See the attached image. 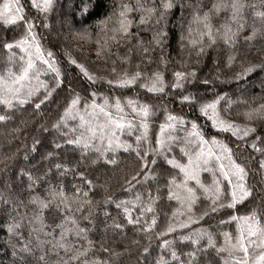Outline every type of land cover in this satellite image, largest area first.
Listing matches in <instances>:
<instances>
[{
  "label": "snow or ice",
  "instance_id": "6c2138e0",
  "mask_svg": "<svg viewBox=\"0 0 264 264\" xmlns=\"http://www.w3.org/2000/svg\"><path fill=\"white\" fill-rule=\"evenodd\" d=\"M98 4L99 0L95 3L92 0H80V15H90V7L95 8ZM56 5L57 0L0 2V24L20 26L23 30L19 38L0 45L7 51L8 65L0 73V125L15 121L17 113L23 114L30 110L33 118L40 115L42 106L51 102L54 93L64 84V74L56 54L43 47L37 32L38 26L49 27L48 16L56 10ZM29 8L35 9L38 17L30 15ZM174 9L179 10L180 52H187L188 60L195 56L199 63L208 50L214 49L222 41L227 49L225 67L230 68L241 55V38L249 48L257 39H264V0H259V3L255 0H213L207 8L200 0L195 3L191 0H118L107 15L95 23V55L97 60L105 62L111 76H98L90 72L85 64L68 54V62L79 69L92 90L87 97H81L69 85L71 99L51 126L57 132L61 129L67 131L62 133L63 145L53 141V149L59 150L69 145L74 151L79 150L80 159L76 165L93 153L95 159L91 163L102 160L105 167L118 166L117 154L121 150L134 155L138 170L125 180V192H133L137 185L156 181L154 169L162 167L161 160L171 169L178 170L163 185L167 198L175 200L178 207L172 211L166 227L155 232L161 252L154 264H200L201 256L209 250L216 252L220 264H264V207L257 206L246 214H230L227 220H219L217 226L226 223H235L236 226L234 236L228 231L220 233L223 243L219 246L214 234L209 231L213 225L202 226L203 221L214 218L221 209L235 210L238 205L256 199L253 195L255 189L248 186L249 171L246 165L238 162L232 147L220 138V134L230 133L241 141L251 139L249 147L254 153H259L257 167L264 174V130L250 124L241 125L230 119L228 110L233 101L226 93H215L209 89L212 93L209 97L183 91L186 84L198 78L195 69L173 71L171 84L166 83L159 67L151 69L153 64L166 66L169 62L170 57L166 55L168 18ZM221 12L227 15L221 23L214 24V17H218ZM133 27L136 28L135 32L132 31ZM141 31L150 33V38L141 36ZM75 35L84 40L92 38V33L86 28ZM121 46L126 49L123 54L119 52ZM17 49L18 53L15 51ZM133 55L139 58L135 70L129 72L123 69L118 72L117 61L129 65ZM109 61L110 68L107 66ZM213 63L217 61L213 60ZM180 64L187 67L183 58ZM257 68L264 71V60L260 64L249 63L234 78L242 79ZM216 78L219 79V76ZM98 82L106 84L111 94L96 88ZM201 82L204 85L210 83L207 79ZM137 86L151 94H164L167 88L181 90L178 96L180 102H187L191 109L199 112V116L188 120L165 108V120L159 124L153 139L151 118L155 115V107L142 101L135 91L133 96L116 95L117 89L134 90ZM260 86L264 92V80ZM222 101L225 102L223 108ZM243 115L248 120H264V103L249 108ZM201 118L205 124L198 123ZM70 121L74 122L71 126ZM27 124V120L21 119L10 129V134L18 138L22 132L21 126L27 127ZM208 126L215 133L208 132ZM41 127L43 131H48L47 127ZM125 135L134 139L125 140ZM39 143V140H34L31 150L36 151ZM54 150L47 153V158L56 159ZM177 151L180 158L175 154ZM76 165L53 164L61 175L71 172L80 179L81 183L73 184L70 192H66L63 185L50 186L47 196L41 197L31 191L40 177H33L24 169H20L17 175L28 179L30 194L27 203L23 199H13L11 194L5 197L0 191V204L9 206L5 231L8 235L6 244L11 246L12 264H118L120 253L106 246L103 238L99 242L89 238V233L97 227L96 210L101 209L102 204L104 220L100 223L105 233L111 230L114 234H123L128 226H132L135 232L152 239L151 234L157 225L155 204L160 197L153 195L151 188L147 189L145 198H142V193L135 192L130 198L117 199L115 195H105L102 201H93L89 193L104 185L95 184ZM202 172L212 174L210 184L202 181ZM5 187L10 188L11 185L6 184ZM160 191L158 184L155 192ZM260 192H264V188ZM202 202L207 203L200 208ZM52 203L58 210L60 222L46 225L43 211ZM260 203L264 205V196H261ZM29 205L33 206L31 212ZM112 205L119 211L124 223L111 216L108 207ZM134 209H138L136 215H133ZM82 222L84 226H81ZM26 225L29 228L27 237L22 231ZM202 241L206 243L202 244ZM177 242H188L190 250L178 251ZM143 254L151 255L149 246L142 248Z\"/></svg>",
  "mask_w": 264,
  "mask_h": 264
},
{
  "label": "trees",
  "instance_id": "16d2710c",
  "mask_svg": "<svg viewBox=\"0 0 264 264\" xmlns=\"http://www.w3.org/2000/svg\"><path fill=\"white\" fill-rule=\"evenodd\" d=\"M2 2V0H0ZM93 3L96 0H92ZM118 0H99V4L95 8L90 7V15H80V0H57L56 10L48 16L47 23L48 28L42 26L37 27V32L41 38V43L45 49L52 50L59 61L61 70L64 74V84L60 89L54 93L51 102H46L42 106V112L40 115L33 116L31 111L24 112L23 114L17 113L15 121L9 122L6 125H0V191L7 197L11 194L13 199H23L25 203L28 201L29 189L28 179L26 176H18L20 169H24L26 172H30L33 177H40V180L35 184L32 192L39 194L41 197L47 196V190L50 186L63 185L66 192L72 190L73 184L81 183L78 177L69 172L67 175H61L53 167L56 162L67 163L69 166L76 165V162L80 159L79 150H73L72 146L64 145L59 150L53 149V141L61 143L63 145L62 133L67 129H61L59 132L52 129V124L55 123L59 116L63 113L64 107H66L67 101L71 99V94L68 91L69 85L78 92L81 97H87L88 92L92 89L89 88V82L83 77L79 69L68 62V54L72 58L76 59L79 63L85 64L90 72L96 73L98 76L109 77L111 73L106 70L105 62L103 60H97L95 55V33L97 31L95 23L101 17L107 15L111 6L117 3ZM158 2V0H157ZM195 3L196 0H191ZM213 0H200V3L205 7H210ZM252 2V0H249ZM259 3V0H255ZM29 14L37 16L38 13L35 9L29 8ZM135 15V14H134ZM227 15L225 12H221L218 17H214L213 23L219 24L223 21ZM179 10L174 9L172 14L168 18L169 35L166 44V55L170 57L168 64L165 65H151V69L155 70L159 67V70L164 73L165 81L171 84L173 81L172 72L175 70L189 71L195 69L197 72V79H193L192 83L186 84V93H195L198 95L211 96L212 93L209 89L215 93H226L227 97L233 101L229 106L228 116L230 119L235 120L241 125L250 124L258 129L264 130V120L252 119L248 120L244 117V112L249 108L256 107L257 105L264 103V92L261 90V81L264 80V71L257 68L254 72L249 73L242 79H235V74L242 72L244 67H247L249 63L260 64L264 60V39H257L251 48L244 45L243 39L240 40V52L241 55L237 58L236 62L230 67H225L227 49L224 47L223 42H218V45L214 49L208 50L207 54L200 59V62H196V57L192 56L191 60H188L187 52L181 53L179 48ZM138 19V17H136ZM42 19V17H39ZM249 23H251V14H248ZM187 23V17L184 20ZM175 25V26H174ZM111 26V25H110ZM87 29L92 33L91 40L80 39L75 35L76 32ZM132 31H136L133 27ZM23 34L22 27L20 26H4L0 24V45L4 42H10L14 38H19ZM141 36L150 38V33L141 31ZM245 34H247L245 32ZM18 53V49L15 50ZM115 52L116 49L114 48ZM126 49L121 46L119 52L123 54ZM158 55V53H157ZM115 58V57H113ZM185 59L187 67H182L180 64L181 59ZM139 58L133 55L131 63L129 65L121 64L117 61L118 72L123 69L131 72L135 70L137 60ZM213 60L217 61L216 64ZM7 51L0 46V73H3L7 65ZM95 61V63H93ZM18 64L16 67L18 68ZM111 67V62L107 65ZM143 67V65L141 66ZM219 76V79L216 77ZM207 79L210 81L208 85H204L201 81ZM105 94H111L110 89L106 84L98 82L95 86ZM135 92L139 93V98L142 101L152 104L156 111L155 115L151 118V129L153 133L159 130V124L165 120V108L168 112L176 115H183L188 120L194 119L199 116L198 111L191 109L187 102L181 103L178 96L181 90H172L167 88L164 94H151L146 93V90L139 89L138 86L134 90L117 89L116 95L120 96H133ZM225 102H221L223 108ZM27 120V127H22V132L18 134V138H14L13 134H10V129L19 121ZM74 122L70 121V126ZM198 123L205 124L204 119L198 120ZM41 126L47 127L48 131H43ZM210 133H215L214 129L210 126L206 129ZM258 135L260 132L257 133ZM182 135V133H181ZM220 138L229 143L233 149L235 157L238 158V162H242L246 165L249 176L248 186L255 189L253 195L256 197L255 201L249 200L244 205H238L237 209H221L214 218L206 219L202 222V226L208 227L214 234L217 240V244L223 243V236L220 233L228 231L236 234L235 223L218 225V221L221 219L227 220L228 215L246 214L254 207H264L261 205V196H264V192H260L261 188H264V174L258 171L257 160L259 159V153H254L249 147L251 139L246 141L237 140L236 137L231 136L230 133L220 134ZM125 140H133L134 137L125 135ZM34 140H39L40 143L36 145L37 150L32 151ZM55 151L56 159L47 158L49 151ZM177 158L179 157L178 151L175 153ZM27 155V159H25ZM7 157V159H5ZM253 157V158H250ZM119 160L118 166L105 167L104 162L98 161L96 164L91 163L95 159V154L90 156L81 162L77 166L79 171H85L88 178L92 179L97 185H104V187H97L89 193V197L93 201H102L105 195H115L117 199L130 198L135 195V192L143 194L142 198L147 197V189H152L153 195H158L160 198L156 201L155 208L157 213V225L153 231L152 239L149 240L143 233H137L132 226H128L123 234L113 233L109 230L107 233L103 231V224L100 223L104 220L102 209L104 205H101V209H97L98 216L97 227L89 233V238L93 241L99 242L102 238L105 240L106 246L113 248L116 252L120 253L118 258V264H154L156 257L160 254L161 250L158 248L159 241L156 239L155 232L163 230L169 222V217L172 211L178 207L175 200H169L167 198L166 189L163 185L166 180L176 175L178 170L171 169L170 166L163 164L160 161L162 167L154 169L157 180L151 181L147 185H137L135 191L125 192L124 189L125 180L130 179L135 171L138 170V164L134 155L124 153L122 150L117 154ZM49 169H51L49 171ZM166 169L167 171H163ZM201 179L205 183H211L212 174L209 172H202ZM135 183V182H133ZM10 184V188H6L5 185ZM161 187L159 193L155 192L157 185ZM107 188V192H105ZM203 201V197H201ZM207 202H202L199 207L203 208ZM33 206L29 205V212H31ZM9 206L0 204V264H12L11 246L6 244L8 235L5 231V225L8 221ZM24 211L23 208L20 209ZM108 211L112 217H115L119 222L124 223L119 211L115 209V206H109ZM138 209L133 210V215H136ZM79 216V213H76ZM150 218V216H149ZM43 219L46 225H52L54 222H60V216L56 209L55 203H52L49 208L43 211ZM111 223V219L108 221ZM81 226H84L82 222ZM25 237L28 235L29 228L26 225L23 228ZM74 238V237H70ZM134 241L136 243H134ZM13 242H15L13 240ZM206 241H202V244ZM97 246L98 243H97ZM149 246L151 255L143 254L142 248ZM178 251H189L190 245L188 242H177ZM101 255H104L101 253ZM200 264H220V259L214 250H209L206 255H202Z\"/></svg>",
  "mask_w": 264,
  "mask_h": 264
}]
</instances>
